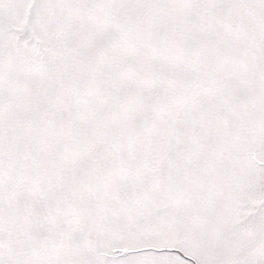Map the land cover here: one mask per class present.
I'll list each match as a JSON object with an SVG mask.
<instances>
[{
    "label": "snow or ice",
    "instance_id": "6c2138e0",
    "mask_svg": "<svg viewBox=\"0 0 264 264\" xmlns=\"http://www.w3.org/2000/svg\"><path fill=\"white\" fill-rule=\"evenodd\" d=\"M0 264H264V0H0Z\"/></svg>",
    "mask_w": 264,
    "mask_h": 264
}]
</instances>
